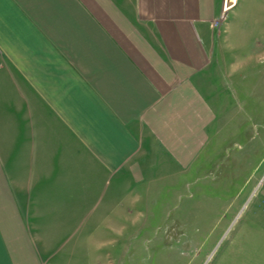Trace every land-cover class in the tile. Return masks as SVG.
<instances>
[{
    "label": "crops",
    "instance_id": "obj_1",
    "mask_svg": "<svg viewBox=\"0 0 264 264\" xmlns=\"http://www.w3.org/2000/svg\"><path fill=\"white\" fill-rule=\"evenodd\" d=\"M210 3L0 0V264L99 260L109 212L137 209L157 154L192 158Z\"/></svg>",
    "mask_w": 264,
    "mask_h": 264
},
{
    "label": "rangeland",
    "instance_id": "obj_2",
    "mask_svg": "<svg viewBox=\"0 0 264 264\" xmlns=\"http://www.w3.org/2000/svg\"><path fill=\"white\" fill-rule=\"evenodd\" d=\"M228 4L212 0L210 19L194 21L211 59L193 77L210 113L194 155L171 164L157 154L137 209L109 212V244L85 264H264V0ZM98 20L125 34L112 14Z\"/></svg>",
    "mask_w": 264,
    "mask_h": 264
},
{
    "label": "water",
    "instance_id": "obj_3",
    "mask_svg": "<svg viewBox=\"0 0 264 264\" xmlns=\"http://www.w3.org/2000/svg\"><path fill=\"white\" fill-rule=\"evenodd\" d=\"M232 1H233V0H228V2H229V4H228V5H231Z\"/></svg>",
    "mask_w": 264,
    "mask_h": 264
}]
</instances>
